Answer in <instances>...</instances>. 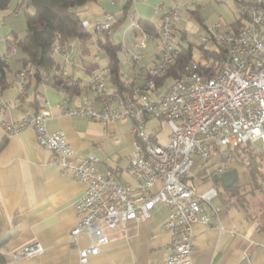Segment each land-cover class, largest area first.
Returning <instances> with one entry per match:
<instances>
[{"label": "built area", "instance_id": "2783aa9c", "mask_svg": "<svg viewBox=\"0 0 264 264\" xmlns=\"http://www.w3.org/2000/svg\"><path fill=\"white\" fill-rule=\"evenodd\" d=\"M235 1L240 26L234 30H221L220 22L205 26L191 58L167 86L156 84V80L166 75L180 49L176 31V23L181 18L180 7L161 10V3L154 7L161 12L156 33L146 32L140 18L130 13L131 49L124 44L122 49L128 51L125 56L127 71L132 77L139 74L141 81L137 84L126 82L119 90L109 88V67L101 66L90 71L86 82L96 94L99 106L84 98L74 106L65 107L70 115L85 116L103 124L132 123L133 151L126 168L137 181L135 188L119 181L114 170L101 171L97 167L99 157L93 152L79 156L62 129L49 131L46 109L25 114L17 121L4 119L5 107L19 105L27 93L29 77L36 70L28 63L15 72L11 81L18 87L14 100L0 98L1 124L6 135L32 127L37 142L50 152V162L57 163L62 173L83 183L82 193L73 204L76 223L70 229L73 243L80 234L90 239L78 250L80 261L96 255L100 246L108 241L105 228H113L127 220L148 218L158 203L167 208L162 222L169 233L164 264H194L190 257L194 222L209 226L214 217L217 227L223 228L220 208L213 201L218 196L215 183L212 181L197 189L189 179L194 176V164L204 165L214 149L224 150L248 142L256 150H263L264 0ZM115 21L113 13L105 12L92 21L82 19V24L102 37ZM1 41L6 43L7 52L2 55L6 61L10 53L16 52L18 39L0 35ZM153 43L159 44V52L142 69L141 50ZM52 53H59L71 61L67 43L64 46L55 44ZM54 74L65 77L67 73L56 64L47 71L37 70L38 79L44 83L53 81ZM152 120L159 124L151 125ZM162 122L168 126L163 143L159 140ZM222 170V167L216 168L217 173ZM207 176L211 178V172ZM43 251L44 245L34 241L24 244L13 256L28 257ZM236 264L254 263L243 254Z\"/></svg>", "mask_w": 264, "mask_h": 264}, {"label": "crops", "instance_id": "0c3cea01", "mask_svg": "<svg viewBox=\"0 0 264 264\" xmlns=\"http://www.w3.org/2000/svg\"><path fill=\"white\" fill-rule=\"evenodd\" d=\"M164 1L133 0L129 13L149 20L158 27L161 12L155 11L154 7L161 3V10L165 9ZM123 2L124 0H92L78 6L76 10L81 19L89 21L105 12L119 17ZM17 10L20 7H16L15 14ZM89 29L92 30V36L85 42L75 36L68 38L67 52L71 61L59 53L54 54L58 69H64L67 73L63 78L68 84L72 83L73 88L67 90L55 85L53 81L44 83L35 76H30L27 93L21 98L19 105L9 104L5 107L3 116L4 119L17 121L25 114L46 109L49 111L46 119L49 131L62 129L79 156L93 152L99 157L97 167L101 171L114 170L119 181L135 188L137 181L126 168L133 151L132 123L126 121L103 124L85 116L65 112L66 106H74L84 98L91 99L99 106L96 94L86 82L90 71L108 65V59L103 47L97 44L99 33ZM109 32L115 41L131 49L133 31L128 18L119 26L110 28ZM22 37L23 35L12 32L7 38ZM159 48L158 43L142 48V69L151 58L157 56ZM5 52L6 43L1 41L0 56ZM127 52L124 49L120 52V68L125 67L121 68L122 79L124 83L137 84L141 81V76L138 74L132 77L127 71ZM23 55L22 51L17 54L16 50L5 61L7 70L3 81L0 80V98L3 101L14 100L18 87L17 83L11 81L15 72L23 66ZM84 60L90 66L85 65ZM108 86L113 88L109 79ZM1 120L0 114V238H4L0 247L4 258L1 264H164L169 233L162 227L167 208L161 203L154 205L152 215L148 218L127 220L113 228H105L108 241L100 246L96 255L80 261L78 250L90 239L87 235L80 234L77 242L73 243L70 229L76 223L73 204L82 193L83 183L75 177L65 175L57 163L50 162V152L37 142L32 127L6 135ZM152 121L151 125L159 124L158 121ZM216 167L210 171L205 168L203 173L207 176ZM213 201L215 203V198ZM222 204L216 205L220 208L219 217L223 228L217 227L214 217L209 226L199 221L192 224V262L236 264L246 254L254 264H264V212H251L249 215L242 207ZM34 241L44 245L41 254L17 258L13 256L17 249Z\"/></svg>", "mask_w": 264, "mask_h": 264}, {"label": "trees", "instance_id": "16d2710c", "mask_svg": "<svg viewBox=\"0 0 264 264\" xmlns=\"http://www.w3.org/2000/svg\"><path fill=\"white\" fill-rule=\"evenodd\" d=\"M89 1L92 0H21V2H19L17 7H25V33L22 38L18 39L17 46L24 54L21 57L22 65L32 63L35 66L36 71L33 76L38 78V69L47 71L52 64H56L54 53H52L55 44L64 46L67 43L68 38L74 36L85 42L92 36V30L83 26L82 19L79 17L76 10L78 6ZM132 1L133 0H124L121 14L119 17H116V21L110 26V28L119 26L128 18V15L130 14L129 8L132 5ZM8 3L9 0H0V10L5 9ZM192 13L196 14L195 11H192ZM140 24L143 29L149 33H156L158 28L156 24L146 19H140ZM240 24L241 18L238 17L233 29H236ZM109 29L104 31L102 37L101 34H99L96 41L97 44L103 47L108 59L109 82L115 89L119 90L124 87L120 68V52L122 50V45L111 37ZM93 32L96 31L93 30ZM181 40H186L185 31H182L179 36L178 44L180 45V49L175 56L173 63L168 67L166 75L156 80V84L163 83L168 77L170 79L176 77L178 70L191 58L194 47L193 43L187 40L183 43ZM84 50L85 48L83 51ZM204 52L207 53L206 51ZM207 55H210V53H207ZM83 63L90 66L85 60ZM93 67L96 66L94 65ZM6 70L7 64L0 56L1 81H3L5 77ZM53 82L55 85L63 86L67 90H70L74 86L72 83L68 84L66 79L58 74L53 75ZM214 155L218 157V161L220 162L218 167H222L223 169H233L236 171L234 167L235 163L246 164L251 177L250 188L248 191L253 192V190L255 191L256 189L262 190L264 173L260 170V165L264 162V149L256 150L250 143L240 142L233 148H226L224 150L214 149L211 156ZM216 168L211 171V177L212 174L216 172ZM204 170L205 167H202L199 172H204ZM219 181L222 182L221 180ZM221 185V189H218V197L221 201L224 204H234L242 207L250 215L251 212L244 199L245 195L240 190L242 184L238 182V176L231 186L225 187L223 183H221ZM258 212H264L260 206L258 207ZM3 242L4 238H0V247ZM3 262L4 258L0 253V264Z\"/></svg>", "mask_w": 264, "mask_h": 264}, {"label": "rangeland", "instance_id": "374dc122", "mask_svg": "<svg viewBox=\"0 0 264 264\" xmlns=\"http://www.w3.org/2000/svg\"><path fill=\"white\" fill-rule=\"evenodd\" d=\"M197 0H165V8L170 6H179L181 18L176 23L177 33L180 36V32L185 31L186 40L193 43L194 46L199 44V35L204 32V27L216 22H220L221 30H229L233 28L236 19L239 17V11L235 0H200V3H196ZM21 0H9L7 7L0 10V35L8 37L12 32L22 36L25 33V17L24 6L20 7V10L16 12L15 9ZM195 11L196 14H193ZM186 40H181L185 43ZM130 43V42H129ZM17 54H21L20 49H17ZM125 69L124 66L121 67ZM170 82V78H167L163 86H167ZM154 121H152V124ZM168 132V126L166 123H161V131L159 134L160 142H165L166 134ZM264 149V144L262 145ZM220 162L216 155L211 156L204 165L195 163L192 167L193 178L189 179L195 188L201 189L209 184L211 179L206 176V173L199 172L201 167H205L207 171H210L216 167ZM234 167L237 172L238 182L242 184L240 190L244 193L245 202L250 212H258L260 206L264 211V180L262 190L256 189L255 191H248L250 188L251 177L249 169L246 164L235 163ZM260 170L264 173V162L260 165ZM259 178V177H258ZM216 186L221 189L222 185L220 181H217ZM216 204H222L221 200L216 197Z\"/></svg>", "mask_w": 264, "mask_h": 264}, {"label": "water", "instance_id": "95a60500", "mask_svg": "<svg viewBox=\"0 0 264 264\" xmlns=\"http://www.w3.org/2000/svg\"><path fill=\"white\" fill-rule=\"evenodd\" d=\"M236 178V171L233 169H224L220 173L215 172L212 174V180L214 182L221 180L225 187L231 186Z\"/></svg>", "mask_w": 264, "mask_h": 264}]
</instances>
